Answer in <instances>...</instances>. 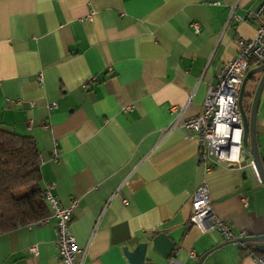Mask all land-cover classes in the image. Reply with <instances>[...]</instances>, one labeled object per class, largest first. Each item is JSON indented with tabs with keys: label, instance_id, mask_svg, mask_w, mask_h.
Listing matches in <instances>:
<instances>
[{
	"label": "crops",
	"instance_id": "1",
	"mask_svg": "<svg viewBox=\"0 0 264 264\" xmlns=\"http://www.w3.org/2000/svg\"><path fill=\"white\" fill-rule=\"evenodd\" d=\"M261 1L0 0V126L33 137L40 188L50 185L61 206L76 202L73 264H129L123 248L157 233L179 248L181 264L205 253L201 264H262L248 246L200 232L188 217L193 190L205 184L212 213L233 234H262L263 184L247 167L205 170L195 137L166 130L200 113L235 39L255 35L248 13ZM259 77L246 82L243 105ZM254 133L264 157V85ZM243 158H251L245 150ZM54 229L48 219L0 233V264H61ZM145 259L167 258L148 251Z\"/></svg>",
	"mask_w": 264,
	"mask_h": 264
},
{
	"label": "built area",
	"instance_id": "2",
	"mask_svg": "<svg viewBox=\"0 0 264 264\" xmlns=\"http://www.w3.org/2000/svg\"><path fill=\"white\" fill-rule=\"evenodd\" d=\"M248 18L255 23V35L249 39H235L236 53L221 67L216 81L207 86L200 113L181 120H173L166 130L181 129L185 134L195 137L197 163L205 170L220 163L227 166L247 167L253 184L258 185L261 182L253 161L251 158H243L242 121L237 99L241 80L248 70L249 63L259 64L264 61V0L255 10L248 13ZM190 26L195 32L199 30L196 22H192ZM55 106V103L49 105L51 108ZM175 108L170 106L169 110L174 111ZM56 158L57 153L53 149L52 159L56 160ZM40 197L48 209V214L40 221L46 222L48 219H53L55 223L53 245L57 258L61 264H73L75 253L79 250L69 229V220L76 202L72 201L68 206H61L50 192V185L42 189ZM121 202L127 203L123 198ZM188 220L200 232L213 230L226 240L236 241L244 236L233 234L227 224L212 213L205 184L197 186L192 192ZM28 252L35 254L36 246H29ZM188 256L193 257L194 252L188 251ZM257 261L264 264L263 257L257 258ZM142 264H151V262L144 259ZM165 264H181L178 250L167 257Z\"/></svg>",
	"mask_w": 264,
	"mask_h": 264
},
{
	"label": "trees",
	"instance_id": "3",
	"mask_svg": "<svg viewBox=\"0 0 264 264\" xmlns=\"http://www.w3.org/2000/svg\"><path fill=\"white\" fill-rule=\"evenodd\" d=\"M253 64L256 63H249ZM252 77L250 80H255ZM243 107L248 114L249 105ZM40 178L39 152L34 138L0 126V233L48 214L40 197ZM241 244L248 246L257 258H264V249H254L253 242Z\"/></svg>",
	"mask_w": 264,
	"mask_h": 264
},
{
	"label": "water",
	"instance_id": "4",
	"mask_svg": "<svg viewBox=\"0 0 264 264\" xmlns=\"http://www.w3.org/2000/svg\"><path fill=\"white\" fill-rule=\"evenodd\" d=\"M255 73H260V77L257 80L256 86L254 88L250 107L248 110V114H246L243 104V91L244 86L247 81L250 80L251 76ZM264 85V61L257 64L255 67L249 68L244 74L238 94V107L241 114L242 121V147L251 157L253 161L254 167L259 176L260 182L264 186V157L260 156L258 153L256 141H255V133H254V123H255V114L258 103V97L261 91V88ZM244 174V172H243ZM237 242H253L254 249L263 250L264 249V233L259 235H249L246 234L243 237H239ZM150 243V244H149ZM147 242H139L137 243L131 250L127 247L123 248V253L128 260L129 264H142L145 259V255L148 251H151L158 255L161 258H167L173 251L178 250V247H174V243L164 234L157 233ZM206 253L199 257L196 264H201L202 259Z\"/></svg>",
	"mask_w": 264,
	"mask_h": 264
}]
</instances>
